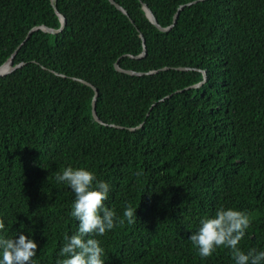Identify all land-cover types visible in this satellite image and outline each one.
<instances>
[{"label":"trees","instance_id":"obj_1","mask_svg":"<svg viewBox=\"0 0 264 264\" xmlns=\"http://www.w3.org/2000/svg\"><path fill=\"white\" fill-rule=\"evenodd\" d=\"M113 1L125 12L110 0H0V65L23 63L0 76L8 234L31 231L37 264H55L76 227L74 194L55 180L71 164L110 183L118 214L137 207L134 224L101 238L106 264H234L187 239L220 205L248 212L240 246L264 249V0H197L166 31L143 3L167 27L193 0ZM55 8L66 23L45 32L61 25ZM80 79L97 89L101 122Z\"/></svg>","mask_w":264,"mask_h":264},{"label":"clouds","instance_id":"obj_2","mask_svg":"<svg viewBox=\"0 0 264 264\" xmlns=\"http://www.w3.org/2000/svg\"><path fill=\"white\" fill-rule=\"evenodd\" d=\"M58 184L67 185L74 194L70 216L76 221L71 232H64L55 264H106L107 253L102 237L117 225L134 224L137 207L126 203L122 215L105 203L111 191L106 180L97 178L91 168L65 166L55 175ZM251 224L248 212L220 205L202 216L195 231L188 236L201 258H209L218 249L231 253L234 264H264V249L245 250L241 241ZM39 245L24 231L8 234L5 219L0 217V264H37Z\"/></svg>","mask_w":264,"mask_h":264},{"label":"water","instance_id":"obj_3","mask_svg":"<svg viewBox=\"0 0 264 264\" xmlns=\"http://www.w3.org/2000/svg\"><path fill=\"white\" fill-rule=\"evenodd\" d=\"M112 3L115 4V6L122 10L123 12H125V10L117 3H115L113 0H110ZM197 0H193V1H190V2H187L185 4H181L177 11L174 13L173 15V20H172V23L171 25L167 26V27H162L161 25H159L156 21V18L155 16L153 15V13L151 12V10L147 7V5L145 3H143V8L146 12V15L148 17V19L160 30L162 31H166L168 29H170V27L175 23L176 21V18H177V15H178V11L181 10L185 5H190L192 3H195ZM55 12L58 14L59 18H60V22H61V25L59 26V28L57 29H53V28H50V27H47L45 25H41L39 26V28H41L43 31L45 32H49V33H57L59 31H61L65 25V17L62 16L58 10L55 8ZM34 28H37V27H34ZM140 37H141V40H142V51L139 55H137L136 57L140 58V57H143L146 53V48H145V41H144V37L142 34H140ZM13 55V54H12ZM12 57L11 56L10 58H8L4 63H2L0 65V76H3L5 74H8L10 73L11 71H13L16 67L22 65L23 63H19V64H16V65H13L12 63ZM116 70L120 71V72H125V73H128V74H137V75H141L143 74L144 72H136V71H133L131 69H123V68H120L118 66L117 63L114 64ZM179 69H184L183 67H179ZM152 72V71H151ZM80 81L88 84L89 86H91L93 89H94V94H93V98H92V101H91V113H92V116L94 118V120L98 121V122H101L100 119L98 118L97 114H96V111H95V102H96V97H97V89L89 82L85 81V80H82L80 79ZM131 130L135 129L134 128H129Z\"/></svg>","mask_w":264,"mask_h":264}]
</instances>
